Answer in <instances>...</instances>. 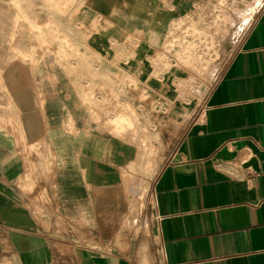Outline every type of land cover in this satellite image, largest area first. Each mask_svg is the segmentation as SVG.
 <instances>
[{
  "label": "crops",
  "instance_id": "0c3cea01",
  "mask_svg": "<svg viewBox=\"0 0 264 264\" xmlns=\"http://www.w3.org/2000/svg\"><path fill=\"white\" fill-rule=\"evenodd\" d=\"M16 1L77 29L79 13ZM167 1L86 0L110 33L86 45L70 37L77 57L18 27L17 5L0 0V105L5 117L14 110L17 127L0 126V264H264V0L223 71L189 105L168 103L167 77L154 81L146 63L173 21L206 0ZM108 39L135 41L138 60L115 62ZM121 73L167 106L153 140L162 161L138 203L127 191L138 146L91 107L105 93L123 102L134 94L114 80ZM41 156L48 170L25 192ZM34 191L47 193L40 213Z\"/></svg>",
  "mask_w": 264,
  "mask_h": 264
},
{
  "label": "rangeland",
  "instance_id": "374dc122",
  "mask_svg": "<svg viewBox=\"0 0 264 264\" xmlns=\"http://www.w3.org/2000/svg\"><path fill=\"white\" fill-rule=\"evenodd\" d=\"M13 2L16 6L17 1L13 0ZM260 3V0H206L196 5L190 13L173 21L163 44L151 53V57H148L149 62L146 63L154 81H163L167 77L169 85L167 97L172 99V101L168 100V103L189 105L192 97H198L207 90L233 55ZM43 4L46 9L49 5L54 7L56 13L66 18L81 14L77 23H74L77 29L73 31L39 19L38 14H33L34 6L31 4H25L27 7L25 9L16 6L19 11L15 18L16 25L38 32L39 38L44 41L45 37L55 40L57 42L55 53L58 55L70 49L72 55L79 56L80 47L70 45V37H80L86 45L95 33L104 31L105 37L110 33L105 18L93 14L89 16L86 11V0H43ZM17 34L18 31L14 28L11 32V40L15 39ZM108 41L107 46L105 45L106 53L112 54L115 62L120 60L121 66L122 63H126V67H129L131 62L138 60L140 46L135 41L129 40L126 44L117 43L113 39ZM114 80L118 82L120 88L127 87L129 92L134 94L123 102L118 94L105 93L103 102L91 100V107L103 124L105 122L106 126H114L117 131L129 134L133 142L136 141L139 153L136 160L129 165L127 191L131 201L138 203L162 161L161 150L153 140L156 136L155 122H167L161 114L164 111L166 114L167 106L163 98L155 101L154 94L145 92L140 86L142 82L140 83V79L136 76L121 73ZM89 96L95 99L92 93ZM5 110L0 105V126L16 132L17 127L12 115L14 110H11V115L7 117L4 116ZM151 128L153 131L150 130ZM44 161L41 156L38 175L36 170L33 169L31 172L32 168H28L25 192L32 191L37 178L45 175L47 163L45 161L44 166ZM32 195L35 210L40 213L43 203L47 202V193L34 191ZM135 208L136 206H131L130 210Z\"/></svg>",
  "mask_w": 264,
  "mask_h": 264
},
{
  "label": "built area",
  "instance_id": "2783aa9c",
  "mask_svg": "<svg viewBox=\"0 0 264 264\" xmlns=\"http://www.w3.org/2000/svg\"><path fill=\"white\" fill-rule=\"evenodd\" d=\"M168 1L167 0H163V4L166 6V5H168V4H170V3H167ZM167 3V4H166ZM116 105H117V103H116Z\"/></svg>",
  "mask_w": 264,
  "mask_h": 264
},
{
  "label": "bare ground",
  "instance_id": "6f19581e",
  "mask_svg": "<svg viewBox=\"0 0 264 264\" xmlns=\"http://www.w3.org/2000/svg\"><path fill=\"white\" fill-rule=\"evenodd\" d=\"M136 142V141H135Z\"/></svg>",
  "mask_w": 264,
  "mask_h": 264
}]
</instances>
